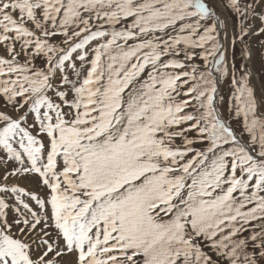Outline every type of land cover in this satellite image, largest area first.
<instances>
[{
  "label": "snow or ice",
  "instance_id": "obj_1",
  "mask_svg": "<svg viewBox=\"0 0 264 264\" xmlns=\"http://www.w3.org/2000/svg\"><path fill=\"white\" fill-rule=\"evenodd\" d=\"M0 264H264V0H0Z\"/></svg>",
  "mask_w": 264,
  "mask_h": 264
}]
</instances>
